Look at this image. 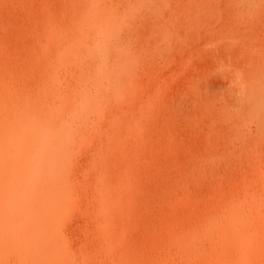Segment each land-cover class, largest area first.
I'll return each instance as SVG.
<instances>
[{"label":"rangeland","instance_id":"obj_1","mask_svg":"<svg viewBox=\"0 0 264 264\" xmlns=\"http://www.w3.org/2000/svg\"><path fill=\"white\" fill-rule=\"evenodd\" d=\"M0 264H264V0H0Z\"/></svg>","mask_w":264,"mask_h":264}]
</instances>
